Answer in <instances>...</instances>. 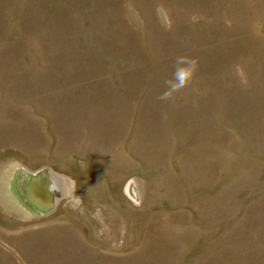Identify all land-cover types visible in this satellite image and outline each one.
Listing matches in <instances>:
<instances>
[{"label":"rangeland","instance_id":"rangeland-1","mask_svg":"<svg viewBox=\"0 0 264 264\" xmlns=\"http://www.w3.org/2000/svg\"><path fill=\"white\" fill-rule=\"evenodd\" d=\"M0 264H264V0H0Z\"/></svg>","mask_w":264,"mask_h":264},{"label":"clouds","instance_id":"clouds-1","mask_svg":"<svg viewBox=\"0 0 264 264\" xmlns=\"http://www.w3.org/2000/svg\"><path fill=\"white\" fill-rule=\"evenodd\" d=\"M199 68L198 59L188 56H177L174 60L172 77L164 81L165 91L157 99L170 100L174 93L187 88L195 77Z\"/></svg>","mask_w":264,"mask_h":264},{"label":"water","instance_id":"water-1","mask_svg":"<svg viewBox=\"0 0 264 264\" xmlns=\"http://www.w3.org/2000/svg\"><path fill=\"white\" fill-rule=\"evenodd\" d=\"M35 184L32 186V188L29 189L30 202H32L34 205H37L38 207H40L42 209H47L51 205V199H50V197H48V195H46L43 192L48 197V202H47L48 204L45 205V204H42L41 202H39L38 200H36L35 197L33 196V191H34Z\"/></svg>","mask_w":264,"mask_h":264},{"label":"bare ground","instance_id":"bare-ground-1","mask_svg":"<svg viewBox=\"0 0 264 264\" xmlns=\"http://www.w3.org/2000/svg\"><path fill=\"white\" fill-rule=\"evenodd\" d=\"M35 186H37L38 187V194L37 195H35L34 197H35V199L36 200H38L39 202H42V204H48L47 202H48V197L45 195V196H43V194L40 192V190H39V186L38 185H35Z\"/></svg>","mask_w":264,"mask_h":264}]
</instances>
